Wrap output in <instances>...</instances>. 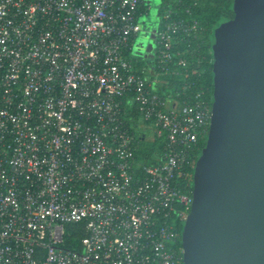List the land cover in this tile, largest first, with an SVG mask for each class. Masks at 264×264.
<instances>
[{
  "label": "built area",
  "instance_id": "obj_1",
  "mask_svg": "<svg viewBox=\"0 0 264 264\" xmlns=\"http://www.w3.org/2000/svg\"><path fill=\"white\" fill-rule=\"evenodd\" d=\"M199 1L0 0V264H183L212 103L158 89Z\"/></svg>",
  "mask_w": 264,
  "mask_h": 264
},
{
  "label": "water",
  "instance_id": "obj_2",
  "mask_svg": "<svg viewBox=\"0 0 264 264\" xmlns=\"http://www.w3.org/2000/svg\"><path fill=\"white\" fill-rule=\"evenodd\" d=\"M211 42L213 101L183 264H264V0H232Z\"/></svg>",
  "mask_w": 264,
  "mask_h": 264
},
{
  "label": "trees",
  "instance_id": "obj_3",
  "mask_svg": "<svg viewBox=\"0 0 264 264\" xmlns=\"http://www.w3.org/2000/svg\"><path fill=\"white\" fill-rule=\"evenodd\" d=\"M232 0H200L198 5L190 9L191 16L198 22L199 33L196 37L185 38L181 43H174L170 54L172 56L170 68L179 72V76L163 75L160 77L164 87L158 89L159 93L172 94L181 92V87L188 86V94L195 95L201 90H207L209 99H213V78L211 73V42L215 37V30L222 23L230 20L232 13ZM178 14L183 18L187 15L183 13V9H179ZM137 56V55H136ZM142 56V55H141ZM185 62L184 67L178 65L179 60ZM137 66L145 65L141 58H136ZM195 72V74H192ZM160 147L153 143H141L138 146V155L144 164H149V156L159 153ZM195 153L192 158H196ZM195 160V159H194ZM193 172V168L190 169ZM78 225L68 226L71 232V238L81 240L84 232ZM182 227L178 223V228Z\"/></svg>",
  "mask_w": 264,
  "mask_h": 264
},
{
  "label": "crops",
  "instance_id": "obj_4",
  "mask_svg": "<svg viewBox=\"0 0 264 264\" xmlns=\"http://www.w3.org/2000/svg\"><path fill=\"white\" fill-rule=\"evenodd\" d=\"M144 59H148L147 55H145L144 58L141 59V61L146 64V62H144Z\"/></svg>",
  "mask_w": 264,
  "mask_h": 264
},
{
  "label": "rangeland",
  "instance_id": "obj_5",
  "mask_svg": "<svg viewBox=\"0 0 264 264\" xmlns=\"http://www.w3.org/2000/svg\"><path fill=\"white\" fill-rule=\"evenodd\" d=\"M212 101H213V99H212ZM183 225V224H182Z\"/></svg>",
  "mask_w": 264,
  "mask_h": 264
}]
</instances>
